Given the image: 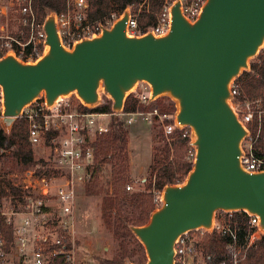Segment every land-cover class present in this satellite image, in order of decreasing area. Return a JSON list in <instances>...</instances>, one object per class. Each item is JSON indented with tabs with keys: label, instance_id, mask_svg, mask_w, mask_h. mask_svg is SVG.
<instances>
[{
	"label": "water",
	"instance_id": "1",
	"mask_svg": "<svg viewBox=\"0 0 264 264\" xmlns=\"http://www.w3.org/2000/svg\"><path fill=\"white\" fill-rule=\"evenodd\" d=\"M170 15L164 36L131 37L125 10L110 29L68 51L50 14L44 23L47 50L37 62L0 58V123L6 130L41 95L47 107L75 95L87 108L97 106L103 95L111 100L112 112L122 113L126 98L146 83L149 103L160 97L174 103V123L191 129L195 158L181 185L163 188L162 205L147 223L129 226L144 249L143 264H173L179 236L211 232L217 211L257 217L264 234V172L242 168L248 131L230 107L231 84L264 46V0H205L195 22L184 18L175 0Z\"/></svg>",
	"mask_w": 264,
	"mask_h": 264
},
{
	"label": "built area",
	"instance_id": "2",
	"mask_svg": "<svg viewBox=\"0 0 264 264\" xmlns=\"http://www.w3.org/2000/svg\"><path fill=\"white\" fill-rule=\"evenodd\" d=\"M53 1L61 2L60 10L53 15L60 45L68 51L83 40L99 36L103 29H110L122 15L111 12L92 19L91 0ZM174 2L161 0L156 12L151 11V0L130 5L126 9L129 14L126 34L131 37L164 36L171 26L170 9ZM179 2L184 18L195 22L205 0ZM142 13L150 17L148 23H140ZM45 19L39 14L38 0H0V58L11 55L25 64L37 62L47 50ZM252 61L256 65L264 62V46ZM238 78L230 87V107L248 131L239 161L249 173L264 172V154L259 156L255 148L264 129V85L259 95L249 98ZM132 93L138 104L149 102L151 93L146 83H140ZM80 105L77 97L70 95L59 97L47 107L41 95L23 109L19 118L26 121L27 141L33 148L42 149L44 163L23 170L20 180L14 183L27 196L18 207L9 202L8 207L0 205V264H78L74 237L77 189L86 182L95 164L93 144L96 138L109 131L112 118H122L127 127L137 120L155 125L170 150V160L176 130L180 131L181 138L191 141L189 127L178 128L174 115L162 114L157 109L100 113L82 111ZM2 118L0 89V121ZM194 158L195 150L190 146L186 160L193 163ZM126 190L131 187L127 186ZM151 193L155 208L161 207L162 192L155 190L152 184ZM235 213L240 212L217 211L211 232L198 229L179 236L174 244L173 264H239L246 250L262 233L258 218L246 214V233L240 241ZM7 232L10 238L6 237ZM206 233L227 241L222 261H210L203 255L201 245Z\"/></svg>",
	"mask_w": 264,
	"mask_h": 264
},
{
	"label": "trees",
	"instance_id": "3",
	"mask_svg": "<svg viewBox=\"0 0 264 264\" xmlns=\"http://www.w3.org/2000/svg\"><path fill=\"white\" fill-rule=\"evenodd\" d=\"M143 0H91L90 17L92 19L102 18L111 12L123 13L127 7L132 4H139ZM161 0H151L150 7L152 12L159 9ZM61 8V2L54 3L53 0H38L39 14L46 18L50 14H56ZM150 17L144 13L140 15V23H148ZM238 80L242 82L245 94L253 98L260 94L264 85V62L256 65L253 61L250 63L248 71L242 72ZM167 101V102H166ZM80 110L88 112H111V100L105 96L101 102L93 107L87 108L80 105ZM157 109L162 114L174 115L175 105L167 97H162L145 104H138L134 94L131 93L124 102L123 112L134 113L149 112ZM252 129L250 128V132ZM163 141L161 132L158 131ZM180 131H175V140L172 143L173 156L170 160V150L164 144L162 156L152 158L149 173L150 182L145 181L144 191L129 192L126 190L130 186L129 178V155H128V127L120 117H114L110 122V129L106 134L96 138L94 147L95 164L89 171V177L84 183V194L88 197H97L101 195L100 217L105 228L118 241L119 253L113 258H97L98 264H124L129 256L126 250V241L128 238H135L129 230V226H142L147 223L150 214L156 209L152 204V184L154 189L161 191L165 186L175 185L181 182L192 168V162L187 161V153L190 148L188 139L180 137ZM252 133V132H251ZM254 133V131H253ZM257 154H264V129L255 143ZM9 154L14 166L20 171L36 164H43L42 160H35L34 149L27 141V124L23 118H18L9 130L3 128L0 123V160L6 154ZM109 165L110 178L107 188L103 192L102 170ZM152 181V183H151ZM22 193L20 188L14 186L7 180L4 181V187L0 188V205L9 202L18 207L27 196ZM128 205L135 210L134 215L123 213L122 207ZM238 220L239 239L242 241L246 233V221L248 216L245 213H235ZM8 228V227H7ZM10 229V228H9ZM3 231V230H2ZM10 238V233H6ZM140 250L141 244L137 241ZM227 241L216 236L213 233L204 235L201 250L206 259L220 262L223 260L226 252ZM145 262L142 251V260L136 264ZM131 263V262H130ZM239 264H264V234L246 250V253Z\"/></svg>",
	"mask_w": 264,
	"mask_h": 264
},
{
	"label": "rangeland",
	"instance_id": "4",
	"mask_svg": "<svg viewBox=\"0 0 264 264\" xmlns=\"http://www.w3.org/2000/svg\"><path fill=\"white\" fill-rule=\"evenodd\" d=\"M251 62L252 60L249 61V68ZM103 97L104 96L101 95L99 102H101ZM158 131L160 130L155 125H147L141 120H137L132 126L128 127L127 148L129 155V178L131 180V190H129V192L144 191L145 181L150 182L151 180L149 167L152 158L158 155L162 156V152L164 151V143ZM33 149L35 160H42L44 157V155H42V149ZM21 173L22 171H20L17 166L13 165L7 153L0 160V188L4 187L5 180L11 183L18 182ZM186 177L175 185H181ZM109 178L110 167L106 165L102 170V193H104L107 188ZM83 188L84 184L77 189L75 206L74 237L77 247L76 261L78 264H98L97 258H113L118 256L119 245L118 241H116L112 234L105 228L101 220V195L97 197H88L84 194ZM149 192L151 193V191ZM161 192H163V190H161ZM1 206L3 208L8 207V203L4 202ZM122 210L126 215H134L136 213L133 207L128 205L123 206ZM137 241L138 240L134 238H128L126 241V250L129 256L128 261L133 264L139 263L140 260H142V251L146 261L144 249L141 246L142 251L140 250Z\"/></svg>",
	"mask_w": 264,
	"mask_h": 264
}]
</instances>
